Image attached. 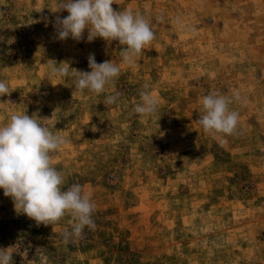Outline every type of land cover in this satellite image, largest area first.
Masks as SVG:
<instances>
[{
	"label": "rangeland",
	"instance_id": "rangeland-1",
	"mask_svg": "<svg viewBox=\"0 0 264 264\" xmlns=\"http://www.w3.org/2000/svg\"><path fill=\"white\" fill-rule=\"evenodd\" d=\"M61 2L0 0V80L12 89L0 123L25 108L68 140L52 163L64 190L90 194L96 229L65 245L70 217L37 226L0 189V248L12 247L13 264H264V0H117L115 11L164 18L132 66L118 41L88 42L87 29L57 39ZM89 54L121 67L104 93L46 77L49 60L91 71ZM146 83L159 108L141 117L132 105ZM210 91L240 94L238 135L214 138L196 122Z\"/></svg>",
	"mask_w": 264,
	"mask_h": 264
},
{
	"label": "clouds",
	"instance_id": "clouds-1",
	"mask_svg": "<svg viewBox=\"0 0 264 264\" xmlns=\"http://www.w3.org/2000/svg\"><path fill=\"white\" fill-rule=\"evenodd\" d=\"M117 0H62L52 10L67 11L68 15L57 16L53 27L57 39L63 41L71 38L80 41L87 29V41L96 38L105 41H118L123 46L120 51L121 62L134 65L136 58L155 39L154 28L163 22V15H158L155 22L143 14L134 13L131 9L113 10ZM34 21H30L33 23ZM179 23V19H177ZM49 60L45 65L46 77L69 79L80 94L90 93L98 96L111 86L119 77L121 67L112 61L97 63L94 54L88 56V67L91 71L70 69ZM71 70V71H70ZM12 89L4 80H0V96L10 95ZM120 93L105 96V105L119 102ZM241 100L240 94L232 96L210 91L201 97V111L196 120L204 133L214 138L239 134V112L230 108ZM159 108V101L152 93L150 86L142 85L139 102L132 105L134 114L147 117ZM22 112L12 113L7 121L0 123V189L5 197H10L17 213H22L39 225H55L61 219L70 217L67 223L70 230L62 234L63 243H75L84 239L85 228L95 231L96 224L92 219L95 204L90 194H85L83 186L74 183L66 190L65 174L53 166V154L68 143L59 134L41 123L35 115L30 117ZM54 230V229H53ZM12 247L0 248V264H13ZM26 257V253H24ZM31 262V261H30Z\"/></svg>",
	"mask_w": 264,
	"mask_h": 264
}]
</instances>
